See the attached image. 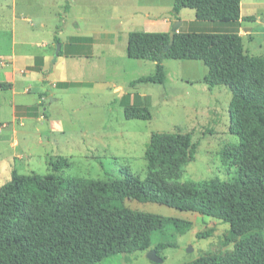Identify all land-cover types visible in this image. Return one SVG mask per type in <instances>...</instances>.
<instances>
[{"label": "rangeland", "instance_id": "obj_1", "mask_svg": "<svg viewBox=\"0 0 264 264\" xmlns=\"http://www.w3.org/2000/svg\"><path fill=\"white\" fill-rule=\"evenodd\" d=\"M8 1L11 6V0ZM74 5L71 11L60 8L53 12L60 23L64 13L67 17L63 33H58L61 27L57 30L54 27V36L62 43L52 40V31L49 38L46 29L40 34L50 43L53 41L51 53L56 60L55 67L52 65V70H45L48 73L45 76L34 71L27 73L16 90V97L11 90L0 92V187L10 181L13 170L21 175H47L52 172L50 163L60 157L70 163V167L61 172L64 177L121 180L130 172L144 180L148 172L145 150L153 133L190 134L197 145L194 159L179 171H173L177 173L178 182L212 179L234 182L236 161L241 155L238 137L229 132L231 93L225 86L208 89L204 82L207 68L201 61L166 59L162 62L165 73L162 83L144 82L130 87L131 82L155 74L154 62L137 57L139 51L146 50L139 49L136 41L156 48L154 51L167 42L171 27L177 21L172 13L174 0H76ZM36 11L27 0L26 6L16 9L14 22L13 10L0 8V55L15 54L24 59L32 55L31 41L38 35L31 32ZM255 13L256 10L244 11L245 15ZM181 17L195 19V12L183 9ZM166 20L170 23L164 31L150 33L157 31ZM253 26L251 23L250 27ZM206 27L204 22H199L185 29L205 31ZM146 32L157 34L156 39L151 38L149 42L137 36L130 40L131 34ZM99 35L105 41L94 50L91 43L77 37ZM57 44L61 45L63 54L81 52L85 56L67 58L63 55L65 57L58 59ZM243 44L247 54L264 56V35L260 34L259 27L255 28L252 40L248 36L243 38ZM29 61L18 59L15 68L25 71ZM2 66L13 69L10 60L1 57L0 70ZM47 75L48 82L42 83ZM59 81L72 84L63 89ZM27 88L30 92L23 93ZM42 90L43 102L37 105ZM143 99L149 103L151 119L126 120L124 108L140 106ZM23 105L35 108L28 109L30 116L14 119V107ZM165 172L162 167L151 170L158 175ZM125 206L162 218L189 221L192 226L186 233L178 234L168 225L162 233L154 234L152 247L112 256L101 264H155L147 254L160 242L176 245L160 253L161 264H188L205 255L231 252L235 242L241 239L236 237L230 241L227 223L193 210L180 211L133 200H126ZM211 229L210 237H196ZM261 234L264 238V230Z\"/></svg>", "mask_w": 264, "mask_h": 264}, {"label": "trees", "instance_id": "obj_2", "mask_svg": "<svg viewBox=\"0 0 264 264\" xmlns=\"http://www.w3.org/2000/svg\"><path fill=\"white\" fill-rule=\"evenodd\" d=\"M240 3L174 0L172 13L177 20L183 9H190L196 21L218 24L220 29L180 28L170 49H166L169 35L156 51L136 41L139 49L146 50L137 57L154 62L156 71L130 83V87L162 83L166 59L201 61L207 68L204 82L208 89L225 86L231 93L229 132L238 137L241 155L235 181L178 182L173 171L192 161L197 147L190 134L182 133L151 135L145 150L148 172L144 180L130 172L121 180L64 177L61 172L70 163L62 157L50 163L52 172L47 175H21L13 170L10 181L0 187V264H101L112 256L152 247L154 234L168 225L178 234L191 229L189 221L128 209L126 200L216 217L229 225L230 241L241 237L233 251L205 255L188 264H264V56L245 52L238 34ZM154 35L135 33L130 40L141 36L151 42ZM78 40L91 43V38ZM62 55L60 51L58 57ZM124 117L150 120L149 103L143 99L140 106L125 107ZM155 167L166 172L151 173ZM212 232L196 237L207 238ZM174 247V243L160 242L153 249L161 256L164 249Z\"/></svg>", "mask_w": 264, "mask_h": 264}, {"label": "crops", "instance_id": "obj_3", "mask_svg": "<svg viewBox=\"0 0 264 264\" xmlns=\"http://www.w3.org/2000/svg\"><path fill=\"white\" fill-rule=\"evenodd\" d=\"M31 1V7L34 10V8L37 10L35 14V17H33L34 22L31 24V32H36L38 35L31 41L33 48V53L32 55L28 58V59H24L23 56L22 57H18L15 54H11L9 56L7 55H0V58H4L6 60L9 59L13 69L12 70H8L6 69V66H2V70H0V92L4 91V90H11L12 94L16 97L17 96V88L21 86V80L23 79V77L25 75H27V73H30L31 71L37 72V73H42L44 76L46 75V71L45 70H52V65L55 67L56 65V60H53V55L51 52L52 49V43H50L49 40H47L50 36V33L52 31V40L56 39L59 40V38H57L56 36H54V27L57 28L61 27L58 31V33H63V26L65 24L66 21V16L65 13L62 15V21L60 23L58 16H55L53 14L54 10H60V8L66 11H71L72 9H74L75 7V2L76 0H29ZM11 6H9V1L8 0H3V2H0V8H6V9H11L13 10V12L15 14H13V21L16 22L17 20V15H16V9L20 6V5H27V0H11L10 2ZM81 4V3H80ZM249 10H256L255 14L252 15H245L244 11H249ZM43 11H46L48 13H45ZM258 12V13H257ZM178 20L181 22V25L179 27V29H185V27H189L192 24H197L200 21H196V19H192V20H188L185 19L183 17H181V12L178 15ZM26 20V19H25ZM49 21H52L53 23L50 24ZM58 21V22H57ZM165 23V24H164ZM163 24H161L158 27V30L155 32H150V33H160L162 31H164L165 26L167 24L170 23V20H166L164 21ZM203 23V22H201ZM253 23V28L250 27V24ZM204 24L207 26L205 31H198V32H208L207 28H211L209 31H217L218 29V24H213V23H207L204 22ZM215 26V30H212V28ZM16 27V25H15ZM259 27L260 28V34L264 35V0H241L240 3V19H239V27H238V34L240 35V37L243 38L248 36V38L250 40H252V37L254 35L255 32V28ZM43 29L48 30L49 35L48 38H42L40 37V34H44V32H42ZM220 29V27H219ZM218 29V30H219ZM186 31V29H185ZM149 33V32H146ZM113 35V34H111ZM78 38L81 37H86V38H91V45H93V50L96 49V47L105 41V39H101L100 35L99 37H88V36H77ZM108 38V37H107ZM59 43H62L59 40ZM244 45V44H243ZM61 46V45H60ZM69 54V55H68ZM71 54H73L71 56ZM77 54V55H75ZM83 53L81 52H70L67 54H63L65 55L67 58H82L84 56H82ZM60 56V57H65V56ZM75 56H80V57H75ZM58 57V59L60 58ZM18 59H23L25 60H30L29 62H27L26 67H25V71L23 70H17L15 68V63L17 62ZM51 65V67H50ZM48 74V73H47ZM49 78V75H47V77L44 78V80H42L44 82H48L47 79ZM59 87H62L63 89L68 88V86H65L64 84H72V82L70 81H59L58 82ZM49 85H51L53 88H57L54 87L55 84H51L49 83ZM118 90V88H117ZM27 91L30 92V90L25 89L23 91V93H26ZM28 92V93H29ZM42 95H44V91L42 90L41 93L39 94V98L40 100L38 101L37 105H40L43 102V97ZM55 99L52 98V101H54ZM33 108H35L33 106ZM30 106H19L18 107H14V119H16L18 116L20 117H28L30 115H28V109H33ZM41 118V117H40ZM22 124V123H21ZM5 126V125H3Z\"/></svg>", "mask_w": 264, "mask_h": 264}, {"label": "water", "instance_id": "obj_4", "mask_svg": "<svg viewBox=\"0 0 264 264\" xmlns=\"http://www.w3.org/2000/svg\"><path fill=\"white\" fill-rule=\"evenodd\" d=\"M180 25H181V22H180V21H176V22L172 25L171 30H170V32H169V43H168V45L166 46V49H170V48H171V46H172V44H173V42H174V36H175V34L178 32ZM59 51H60V44H57V49H56L55 54L58 55V54H59ZM188 251H191V250L189 249ZM147 258H148L151 262H153V263H155V264H161V263L163 262V258L160 257L154 249H152V250H150V251L148 252V254H147Z\"/></svg>", "mask_w": 264, "mask_h": 264}]
</instances>
